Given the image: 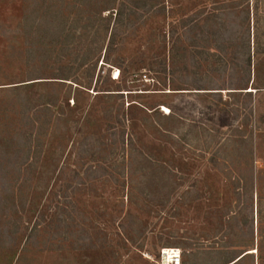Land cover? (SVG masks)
Masks as SVG:
<instances>
[{
  "label": "rangeland",
  "instance_id": "rangeland-1",
  "mask_svg": "<svg viewBox=\"0 0 264 264\" xmlns=\"http://www.w3.org/2000/svg\"><path fill=\"white\" fill-rule=\"evenodd\" d=\"M122 1L102 12L98 0L85 7L0 0V264H157L164 248L180 249L183 264L238 261L247 253L254 257L238 264H260L264 89L256 93L253 82L264 34L255 24L256 1L127 2L119 25L113 20L107 34L88 38L93 53L103 49L79 75L90 89L53 79L57 59L65 64L89 45L77 36L73 49L49 50L42 64L45 44L79 18L110 19ZM243 7L251 11L250 28ZM260 7L264 15V2ZM28 8L51 34L31 35L37 45L30 57L18 32ZM214 12L219 18L207 21ZM248 41L251 83L239 91L250 78ZM40 70L46 79L30 81ZM43 90L58 96L70 123L60 131L51 126L45 154L37 155L28 123L21 127L29 115L20 100L35 102ZM92 111L90 128L74 137ZM171 112L184 129L193 127L189 141L167 133ZM153 167L160 172L154 194L144 176Z\"/></svg>",
  "mask_w": 264,
  "mask_h": 264
},
{
  "label": "trees",
  "instance_id": "trees-1",
  "mask_svg": "<svg viewBox=\"0 0 264 264\" xmlns=\"http://www.w3.org/2000/svg\"><path fill=\"white\" fill-rule=\"evenodd\" d=\"M91 1L92 0H73V4H74V2H75V4L79 3L82 5L81 7H85V5H87L89 3L91 4ZM117 1L118 0H98L97 3L98 4L100 3L99 5H101L100 11L104 12V11H111V10L114 11L116 9V6H117ZM150 1L151 0H123L120 3L121 7L117 10L116 15L114 16V14H111V17L108 20H105V18H103L101 16V14L99 15V17L95 18L94 20H91L93 22L88 20L86 23H84V21L79 18L77 20V22L75 23L76 25L73 24L70 26V28H68V27L65 28L64 26H62L63 23L65 24V22L63 21L65 19H63L62 21L60 20L59 23L62 26V28H61L62 30L60 31V33H56V35H54L55 37L53 36V38H55V39H52L54 41V43H51V45L45 44V47L42 49V51H41L42 53L39 57L40 62L42 64H47V62H49V59H47L48 56L45 57V55L48 54L49 50L53 51L52 56H54L55 52L58 54L59 49H61L63 51H65V49L70 48V47L73 49L74 48L73 44H72V46H69L70 45L69 42L72 39L74 40L77 36L78 37L81 36V38H82V36L85 35V41L88 42L87 45H89V46H87L86 50L82 53L78 51V54L76 55V57H74L72 59L69 58V60L65 64H62V62H63L62 60L57 59L55 62V65L58 66L57 70L59 72H58V74H56L54 76L56 78H53V79H58V80H62L65 82H71L75 85H78L79 87H84L86 90H89L91 87V83L89 84V88L79 84V79H80L79 75L81 73V75L86 76L89 73V69H90L88 67V65L95 59V56L97 54L101 55L103 52L102 47L98 48L95 53L92 52L93 43H92V41L89 42L90 35H94V37L96 38V37L103 36L105 32H106L105 34H107V32L109 31L108 28L111 25L113 20L115 21L116 25H119L122 21V15H123L124 7H125L127 2L128 3L131 2L132 5H133V3L135 5H139L141 3L147 4ZM255 1H256V6L254 9L255 12L253 13L255 16V24H256L258 32L260 33V31L263 29V34H264V15L261 13V7H260L263 4L264 0H255ZM241 3L243 6L244 2L242 1ZM98 4H97V6H98ZM139 7L140 6H138V8ZM141 8H142V10H144L145 6L141 7ZM223 8H226V7H222L220 9L223 10ZM104 9H107V10H104ZM243 9H244V7H243ZM243 9L241 12L244 15L243 21H244V23H245V21L248 23V24L246 23L244 25H246L245 27L250 28V22H251V16H252L251 11H250V9H248V10H245V9L243 10ZM112 13H114V12H112ZM202 13H204V12H202ZM68 17L66 19L69 20ZM206 18H207L206 19L207 21H213V20H217L219 18V16H216V13L214 12V13L209 14ZM22 19H23V23L21 25L20 30H18V32L20 33L22 38L26 39L27 49H29L27 51V53L30 57V54L34 51V47L37 45V44H35V42H33L31 40V35L33 36V35H35V33L47 35L50 33H48V30H47V32L45 31L46 27L43 26L45 23L44 24L41 23L39 25L35 24V23H38V20L36 19L34 12L30 11V8H28L26 10V12H24ZM88 22L90 23V25H88ZM82 23H84V24H82ZM41 26L44 27V30H41V28H40ZM260 27H261V29H260ZM68 30H70V31H68ZM250 42L248 41V43H246L245 46L243 47L245 51L248 49V54L246 55V60L244 61V64L246 66V75L248 74V76L250 78H249L248 82H246V80H244V81H242L241 84H239L238 89H236L239 91L240 90H247L249 87V84L251 83L252 55H251V46H250L251 44H250ZM52 44H55V45H52ZM56 45L60 46V47H57ZM108 46L109 47L114 46V42L112 39L110 40V43L108 44ZM66 51H68V50H66ZM254 56L255 57L257 56V59H259V60L261 59V61H260L261 63H259V62L257 63L258 69L256 70V79L253 82V86L256 85L255 86L256 87L255 90H257L256 93H259L262 89H264L263 88L264 87V45H262L260 43L257 44V49L255 51ZM98 60H97V62H98ZM96 66H97V64H96ZM95 69H94V72H95ZM44 75L45 74H43V71H41V70L37 71V72H35V74H33L31 76L30 81L44 80V79H46V78H43V77H45ZM92 76H94V75H92ZM34 84L35 85L36 84H47V82H39V83H34ZM34 84H31V85H34ZM62 84H66V83H62ZM72 87H73V85H71V88ZM197 90L198 91H203V90L204 91H211L212 89H197ZM42 92H43V94H39V96L35 102H33L31 100V102L28 103L24 99L20 100V103H22L24 106V112H26V115H29V116H26L24 118L25 121L22 120L24 123L21 127L23 128L26 125V123H28V126L30 127V129L32 131V136L34 139L32 142V147H33V145L36 146L37 155L45 154V151H44L45 143L47 141L49 129L51 128V126L56 127V130L60 131L62 129L63 125H68L70 123L69 121L64 120L65 119V117H64L65 111H63L64 110L63 107H61V105H59L58 96L55 94L50 95L49 93H46L44 90ZM233 94H242V92H235ZM247 94L249 96H252L251 92L247 93ZM112 96H113L112 94H108L105 96V98H112ZM68 100H67V104L69 106ZM25 101H26V103H25ZM76 105H78V104H74V106H76ZM75 109L76 108H74L72 110H75ZM32 111H33V114L31 113ZM30 113H31V116H30ZM93 114H94V111H92L90 113V115L86 114V117H87L86 121L87 122H83L82 126H80L78 128V130L74 133V135H73L74 137L82 134V130L84 129V127L88 126L87 128H90V125L88 124V122L92 121L90 119V117L92 118ZM158 115L159 114H157V116ZM164 119L170 125V126H168L169 128H167V130H166L167 133H172L174 135L185 134L183 136V139L187 140L188 135L191 132H194L193 127L189 126V125H188V127H190L189 130L184 129L185 125H182L181 122L179 124L178 119H176L175 116H173L172 112L169 116H164ZM77 123L79 125L81 123V119L78 120ZM171 125H174L175 127L171 126ZM176 127H178V128H176ZM184 131H185V133H184ZM33 134H35V136ZM187 141H189V140H187ZM27 146L31 150V144H28ZM130 147L134 148L133 142H131ZM29 152L30 151H28L27 153L29 154ZM46 155H48V153ZM29 157L30 156H28V158ZM150 171L152 172L151 174H144V176L146 178L147 185L149 187H151V192H153V194H154V192L156 191L155 188L160 183V182H158L159 180H157V178L160 177V172L157 168H154V167ZM261 225H262V223H261ZM260 239H261V241L259 240L260 242H259V246L256 249L257 250L256 253H258V261L260 262V264H264V232H260ZM249 256L254 257V253H247L243 257H241L238 261L231 260V259L229 260V256L226 258L224 257V258H222V262L218 263V264H238L240 261H242L243 259H245ZM205 264H214V263H212V261H211V262L205 263Z\"/></svg>",
  "mask_w": 264,
  "mask_h": 264
},
{
  "label": "built area",
  "instance_id": "built-area-1",
  "mask_svg": "<svg viewBox=\"0 0 264 264\" xmlns=\"http://www.w3.org/2000/svg\"><path fill=\"white\" fill-rule=\"evenodd\" d=\"M157 264H183L182 251L178 248H164Z\"/></svg>",
  "mask_w": 264,
  "mask_h": 264
}]
</instances>
